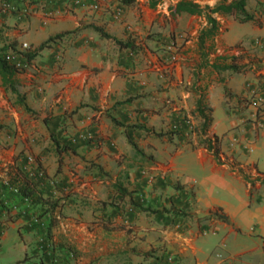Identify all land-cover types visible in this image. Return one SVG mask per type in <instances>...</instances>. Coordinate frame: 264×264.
<instances>
[{
    "label": "crops",
    "instance_id": "0c3cea01",
    "mask_svg": "<svg viewBox=\"0 0 264 264\" xmlns=\"http://www.w3.org/2000/svg\"><path fill=\"white\" fill-rule=\"evenodd\" d=\"M179 1L0 0V49L61 36L19 60L30 112L0 77V264H264V0L202 44ZM200 98L210 126L185 137ZM37 168L30 204L14 189Z\"/></svg>",
    "mask_w": 264,
    "mask_h": 264
},
{
    "label": "trees",
    "instance_id": "16d2710c",
    "mask_svg": "<svg viewBox=\"0 0 264 264\" xmlns=\"http://www.w3.org/2000/svg\"><path fill=\"white\" fill-rule=\"evenodd\" d=\"M135 0H122L123 4L130 5ZM159 0H156L158 2ZM247 0H234L231 3L225 4L220 3L216 4L213 7L209 6H200L197 3H194L189 0H181L175 4V6L170 7V11L173 15L179 16L183 13L194 15V16H202L205 18L207 23V28L203 29L201 31L200 37H199V43L202 44L204 40L206 39H212L218 32V25L217 21L212 17L213 15H226V16H232L238 19L239 22L245 23L252 19V16H250L245 7H246ZM101 35L108 40H112L118 45H121L123 47H127V44H123L122 42H119L108 35L104 34L103 32H100ZM61 36H56L53 38L48 39L46 42H44L41 46L34 50H27L25 52L18 51L16 48V44L10 43L8 46H5L0 49V77L2 80V84L4 87L9 90L12 94L16 96L17 103L24 107V109L28 112L31 110L27 108L26 104L24 103V98L17 92L15 88V84L13 81L14 75L21 71L17 69L13 63L9 62L6 59V54H4L6 51H10L17 60H21L25 63H29L32 60H34L44 49H46L51 42H53L55 39L60 38ZM221 69V68H220ZM222 69H231L233 71H238L235 67H223ZM197 115L201 118L202 122H200L199 126L194 127V133H197L198 136L204 137L207 133V130L210 126V109L207 105L202 103V99L200 98L197 102V108H196ZM180 135V134H179ZM199 143L203 145L207 150H215L216 153V145H217V139H200ZM39 168L36 169L34 172V175L32 177H29L28 172L24 175V181L21 185L17 186V193L23 197L24 199L28 200L30 204H38L42 203L41 195L42 192L38 190V187L43 184V182L46 179L45 173L43 172V176L41 178L37 177L38 173L41 172ZM35 178V179H34ZM260 183L264 185V180H261ZM51 195L47 194V202L50 204L51 208H55L59 205V200H55L54 202H50ZM166 262V260H165Z\"/></svg>",
    "mask_w": 264,
    "mask_h": 264
},
{
    "label": "built area",
    "instance_id": "2783aa9c",
    "mask_svg": "<svg viewBox=\"0 0 264 264\" xmlns=\"http://www.w3.org/2000/svg\"><path fill=\"white\" fill-rule=\"evenodd\" d=\"M94 8H95V7H94ZM121 16H122V10H121L120 8H115V10H114V12H113V18H114V20L118 21V20L121 18ZM22 49H23V50H28L29 47H28L27 45L24 44V45H22ZM6 59H7L9 62L13 63L14 66H15L17 69H19V70H23V69L25 68V65L22 64L19 60H17L16 57H15L12 53H8V54H6ZM253 94H254L253 96H255V98H254L252 104H253L255 107H259V106H260V102H261V97L258 96L257 94L255 95V93H253ZM182 123H183V126H184V136H185V137H189V136L193 135V134H194V132H193V131H194V125H193L191 119H190V118H185V119L183 120ZM259 123H260V122H259ZM260 124H261V123H260ZM231 142H232L233 144H238V140H237L236 138H235V139H232ZM28 174H29V177H32V176L34 175V172L29 171ZM42 176H43V172L41 171V172L38 173L37 177L41 178ZM14 191L17 193V189H14ZM24 200H25L26 202H28V200H26V199H24ZM129 212H130V210H129ZM33 221H34V222H37V219L34 218ZM156 264H159V263H156ZM166 264H174V259H173V257L168 256V257L166 258Z\"/></svg>",
    "mask_w": 264,
    "mask_h": 264
},
{
    "label": "rangeland",
    "instance_id": "374dc122",
    "mask_svg": "<svg viewBox=\"0 0 264 264\" xmlns=\"http://www.w3.org/2000/svg\"><path fill=\"white\" fill-rule=\"evenodd\" d=\"M229 264V263H228Z\"/></svg>",
    "mask_w": 264,
    "mask_h": 264
}]
</instances>
